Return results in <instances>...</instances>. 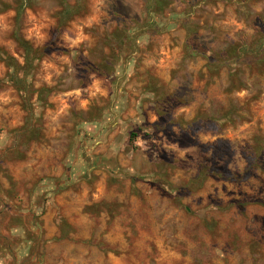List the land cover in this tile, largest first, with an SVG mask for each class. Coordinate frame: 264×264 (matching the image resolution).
<instances>
[{
	"label": "rangeland",
	"instance_id": "rangeland-1",
	"mask_svg": "<svg viewBox=\"0 0 264 264\" xmlns=\"http://www.w3.org/2000/svg\"><path fill=\"white\" fill-rule=\"evenodd\" d=\"M18 2L0 264H264V0Z\"/></svg>",
	"mask_w": 264,
	"mask_h": 264
},
{
	"label": "trees",
	"instance_id": "trees-1",
	"mask_svg": "<svg viewBox=\"0 0 264 264\" xmlns=\"http://www.w3.org/2000/svg\"><path fill=\"white\" fill-rule=\"evenodd\" d=\"M0 4L3 5L2 3H0ZM76 5H77V3H76ZM76 5H74L72 8L69 7V6H64V9L65 10H73V9H76L75 8ZM23 6H24V0H20V2H18V3L15 4L14 10L16 11L17 16H19V14L21 13V11L23 9ZM63 10H62V12H60V15H63V12H64ZM14 37H15L16 41L18 42L19 47L24 51V54H25L24 63L26 64V66L29 65V63L31 61L36 60L37 58L34 57V54L36 53V51L31 47V45L29 44V42L21 39L17 35H14ZM0 60H2V59H0ZM3 61H5L6 65L8 67H11V61H12L11 59H8V60L7 59H4ZM31 63H30V67H31ZM9 82H11L12 84L13 83H18V82L20 83L21 82L23 85H25L22 80H19L18 78H15L12 75L9 78ZM14 87H15V85H14ZM16 89H17V91L21 92V90H19L18 88H16ZM22 99L24 101L23 102L24 107H27V102H26L25 98L22 97Z\"/></svg>",
	"mask_w": 264,
	"mask_h": 264
}]
</instances>
